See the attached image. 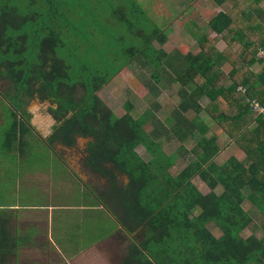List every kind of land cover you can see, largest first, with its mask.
I'll return each mask as SVG.
<instances>
[{"label": "trees", "instance_id": "16d2710c", "mask_svg": "<svg viewBox=\"0 0 264 264\" xmlns=\"http://www.w3.org/2000/svg\"><path fill=\"white\" fill-rule=\"evenodd\" d=\"M48 1L53 6L51 23L57 26L54 1ZM213 1L219 7L233 4L208 22L213 38L192 31L200 48L197 54L180 49L171 54L163 48L151 51L154 41L161 45L167 41V28L158 27L146 34L143 45L128 50L150 74L143 80L149 94L159 97L163 89L181 85L177 92L181 99L168 127L159 121L148 132V117L155 119L152 110L140 118L129 112L119 117L97 95L111 77L88 76L85 66L71 73L58 51L63 44L59 32L50 30L44 36V13L37 9L38 1L34 13L23 15L10 0H0V78L6 88L5 93L0 91V105H8L5 112L10 113L2 126L0 151L8 159L12 153L41 151L31 141L32 136L39 137L30 126L32 114L22 112L39 92L41 99L57 103L48 112L58 124L45 143L55 151L57 143L74 147L78 137L92 138L85 164L111 186L106 201L100 198V202L138 248L177 250L179 264H264V235L243 236L254 220L244 207L246 200L264 216V112L254 105L264 108V56H259L264 51V0ZM126 9L147 18L135 0H127L123 9L116 10L126 22L122 13ZM221 40L227 44L223 50L218 48ZM211 123L245 153L244 159L231 156L222 164L217 161L222 149L217 134L208 137ZM190 135L197 136L191 159L173 174L176 156L164 150L161 139L173 136L184 141ZM140 145L149 152V160L137 153ZM118 174L128 177L127 184L120 183ZM196 178L210 192L203 193ZM212 226L220 230L219 237ZM20 244L11 235L10 213L0 211V264H11ZM154 253L158 252L151 251L155 258Z\"/></svg>", "mask_w": 264, "mask_h": 264}, {"label": "rangeland", "instance_id": "374dc122", "mask_svg": "<svg viewBox=\"0 0 264 264\" xmlns=\"http://www.w3.org/2000/svg\"><path fill=\"white\" fill-rule=\"evenodd\" d=\"M7 0H1L6 2ZM38 1V8L40 13H44L41 19V24L46 28L44 36L50 30H56L59 32L63 44L60 47L61 58L65 59L71 66V73L77 74L82 66L87 68L86 75H107L110 80L106 82L103 87L97 92V95L108 105L116 116L122 117L126 113H130L134 118H140L149 114L152 110L155 113V119H164L167 115H170L173 108L177 107L180 102V97L177 94L181 85L175 83L168 89H163L159 97H154L149 94V90L144 86V78H148L150 74L140 66L139 62L135 63L136 58L132 59L134 55L128 52L133 46L140 47L147 39L146 34H150L155 28L166 29L167 28V41L164 45H161L158 41H154L151 44V51L155 48H163L167 53L171 54L178 49L184 51H191L197 54L200 48L191 35L192 31L198 33H207L210 38H213V33L209 32L208 22L216 15L220 10H227L232 4V1L227 2L224 6H217L213 0H135L145 11L146 17H140L138 13L131 15L129 11H122L125 14L126 20L121 19L120 15L116 13V10H121L126 5L127 0H53L54 1V22L57 26H53L51 23L52 8L49 1L45 0H10V3L17 7L22 8L23 15L32 14L36 11L34 2ZM133 1V0H132ZM131 2V0H130ZM41 4V5H40ZM133 24H130V22ZM36 23H39L37 20ZM31 24V23H30ZM34 25V24H33ZM40 25V27H41ZM43 36V37H44ZM260 56V55H259ZM135 63V64H134ZM134 64V65H133ZM142 84L145 89L138 90V86ZM0 91L4 90L5 82L0 78ZM137 89V90H135ZM173 93H172V92ZM40 93L33 94V97L29 99L26 109L22 112L26 115L27 111L33 115H51L54 121L53 126L39 128V120L35 119L36 132L39 135H49L54 130L57 120L49 113L50 108H56L57 103L52 102L50 99H41ZM158 102L160 107L156 110L153 106ZM205 103V102H204ZM8 106V105H4ZM4 112L8 109L3 107ZM7 115V112H5ZM10 114V113H9ZM4 118V121L10 120V115ZM204 116V115H203ZM205 117V116H204ZM152 118L148 117V122L145 125V129L151 132L154 128ZM32 120V119H31ZM34 120V119H33ZM210 125L208 137L217 134L219 136V144L221 152L217 157V161L221 164L228 160L231 156L235 155L240 159L245 158V153L239 151L238 147H229V138L221 132V129L217 125ZM212 126V127H211ZM3 129V128H2ZM52 131V132H51ZM38 136L37 133H35ZM197 136H189L184 141L171 140L165 141L164 149L169 154L176 152L179 155L175 166L171 169L173 174H178L183 170L192 156V150L196 147ZM80 138V137H78ZM92 141V138L80 139L74 147L66 148L58 147L56 149L61 153L67 152L69 155H74L79 158L77 162L80 164L81 169L85 175L94 177L89 184L97 192L98 196L104 201L107 199V193L111 188L108 180L95 172H92L85 164V158L87 156L88 143ZM36 143V142H35ZM38 144V142H37ZM37 146V145H36ZM233 146V145H231ZM38 147V146H37ZM36 147V148H37ZM41 151L31 152L33 161L26 163L27 173L36 172L37 170H43V167L54 166V180H57L53 186L56 189L57 194L52 200L54 203H64L68 205L80 206L81 204L88 203L86 199L83 200L79 191L73 190L68 184L65 192L58 191L60 187L65 186V183L58 181L68 173L59 158L53 157L48 161H37L36 158H44V154L50 158L51 151L44 144L40 143ZM137 153L140 154L145 160L151 158L149 152L143 145L136 148ZM38 154H41L38 156ZM83 156L82 155H85ZM4 155H2L3 157ZM10 161L1 162L3 165L2 177L0 182V205H7L11 203V191L21 190L19 196L22 203L29 201L30 203H41L42 201H49L48 197H44L40 192L37 193L35 189L22 186H17V176L21 175L22 168L16 164V160L10 165H6ZM40 167H36L39 166ZM36 167V168H35ZM71 169V168H70ZM72 170V169H71ZM1 171V170H0ZM74 172V171H73ZM26 175V174H25ZM23 178V177H22ZM117 179L121 184H127L128 177L124 174H118ZM195 183L203 193L210 192V188L199 178L195 179ZM74 181V188L76 186ZM24 185V182H21ZM27 186V185H26ZM79 190V186H76ZM218 193L222 192V188L216 190ZM38 195H37V194ZM6 194H8L6 196ZM16 197V193H15ZM32 197V198H30ZM72 207V209H73ZM245 209L253 216V223L244 232L243 236L248 237L252 234H256L258 237L264 235V216L258 211L250 200H246L244 203ZM80 211L75 210H62L55 214V218L71 217L75 219L73 226L70 224L60 225V231L62 228L66 230L75 231L82 227L76 228V221L79 219ZM58 214V215H57ZM100 227L106 229V225L100 224ZM87 225H85V229ZM215 234H221L220 230L212 226ZM62 232V231H61ZM152 247V245H150ZM35 258L30 259V263H33Z\"/></svg>", "mask_w": 264, "mask_h": 264}, {"label": "crops", "instance_id": "0c3cea01", "mask_svg": "<svg viewBox=\"0 0 264 264\" xmlns=\"http://www.w3.org/2000/svg\"><path fill=\"white\" fill-rule=\"evenodd\" d=\"M261 5L264 7V1ZM199 34L203 35V32ZM226 46L227 44L223 40L218 43V48L220 50H223ZM224 69L229 71L231 66L226 64ZM143 89H145V87L140 84L138 86V90L142 91ZM1 100L2 95L0 93V102ZM3 107L7 106L0 105V139L2 135V126L4 124L3 116H5L3 114ZM159 107L160 105L157 106L156 110ZM7 108L8 111L9 107ZM176 108L177 107L173 108L170 115H167L164 119H154V126H157L160 121L163 125L168 127L170 117L172 118V114ZM156 114L157 113H155V115ZM35 119L39 120V128L46 127L48 124L49 126H53L55 124L51 115L36 116L32 114L30 126L34 134L36 133ZM50 134L51 133H49V135ZM49 135L47 133V135H39L38 138L34 136L31 137L33 144L40 147V143H42L51 151L50 158H48V155L44 154V158H36L35 160L48 161L53 157L59 158V160L63 162L62 166H64L68 173H66L63 178L61 176L58 180L65 183V186L60 187L58 194H60V192H65L68 184L73 190L79 191L83 200L86 199L88 203L74 207L71 204L54 203V200L52 199L57 194L56 189L53 188V186H55L54 183L57 181L54 180V166L50 165L47 168L44 166L43 170L27 173L28 166L26 163L33 161L32 157L35 155L31 152H36L35 149L27 151L24 154L12 153L9 159L6 158L7 156L2 157V153L0 151L1 162H4L3 160H10V162L6 165H10V163L15 160L17 165L19 162V166L22 168L23 176H17L18 187L21 188L22 186H25L30 189H35L37 193L40 192L44 195V197L49 198L48 202L42 201L41 203L36 204L30 203L29 201H31V199H29V201L22 203L19 196L21 190H12L10 192L11 203L7 205H0V211L7 210L10 213V228L12 237H17L21 241L17 251V256L11 264H179L177 250H143L138 248V245L132 239V235L125 230L112 211L100 202V197L97 192L89 184L94 177L83 173L80 164L78 165L77 163L79 161L78 157L69 155L67 152L61 153L57 149L55 151L52 150L45 143V140ZM80 139L85 138H78L77 143ZM161 140L164 145L165 141L169 142L171 140H177V138L171 136L170 139H167L165 136L162 137ZM56 145H60L58 147L63 146L66 150L70 148L60 143L55 144V147ZM234 145V143H230L229 147H234ZM238 150L241 151L240 149ZM169 154L175 155L176 160L179 159V155L176 152ZM39 155L41 154H38V156ZM83 156H86V154L82 155V157ZM2 164L0 165V182L5 176L4 173V176L2 177ZM40 166L41 164H39V166L36 165V167ZM74 181L77 183L76 186H79V190L76 186L74 188ZM21 182H24V185H21ZM7 195L8 194H6V196ZM62 210L80 211L81 213L79 214V219L76 221V228L79 226L82 228L76 229L74 232L66 230V228H62L61 232L59 228L60 225H65L67 223L73 226L75 222V219L71 217L55 218V214ZM101 223L106 225V229L100 227ZM85 225H87L86 229ZM220 235L215 234L217 237ZM151 251L158 252L154 253L155 258L152 256ZM33 258H35L34 262L30 263V259ZM191 263L194 264L193 261Z\"/></svg>", "mask_w": 264, "mask_h": 264}, {"label": "built area", "instance_id": "2783aa9c", "mask_svg": "<svg viewBox=\"0 0 264 264\" xmlns=\"http://www.w3.org/2000/svg\"><path fill=\"white\" fill-rule=\"evenodd\" d=\"M260 56H264V51H260L259 53ZM255 110H257L258 112H264V108L261 107L258 103H255Z\"/></svg>", "mask_w": 264, "mask_h": 264}]
</instances>
